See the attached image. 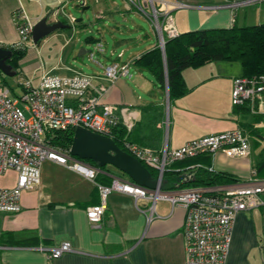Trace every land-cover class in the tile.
<instances>
[{"label": "crops", "instance_id": "0c3cea01", "mask_svg": "<svg viewBox=\"0 0 264 264\" xmlns=\"http://www.w3.org/2000/svg\"><path fill=\"white\" fill-rule=\"evenodd\" d=\"M170 1L169 9L179 33L226 28L233 24V11L227 5L234 0L222 4L205 3L211 0ZM174 2H182L186 6L178 8ZM104 17L101 13L97 19L102 21ZM235 22L237 24V16ZM152 32L141 33V38L146 39L142 44L144 50L133 52L128 59L124 58L126 52L120 51L123 57L119 60L130 62V77H120L111 82L104 77V71L88 74L94 77L95 84L108 86L102 102L117 107L120 127L125 128L126 120L133 124L129 132L125 129L124 136L160 152L166 141L168 147L174 149L192 139L239 127L250 138L249 156L228 157L223 152L204 154L183 171L200 167L227 173L237 181L245 182L255 169L260 177H264V113H246L232 104L234 79L242 75L241 64L215 61L193 68L194 71L185 69L183 74L189 92L170 102L166 90L156 84L153 74L133 64L135 58L158 45L154 28ZM3 39L6 41L0 42V46L15 43L19 39L17 29L7 26ZM122 41H116V45L122 44ZM69 42V39L63 42L64 47ZM37 67L33 68L30 76L25 75L34 86L39 85L45 73L63 76L84 73L68 60L41 74L34 72ZM21 89L24 90L23 84ZM172 103L177 115L173 120L171 118L172 123L169 120L168 128L166 120ZM171 168L170 164L167 170ZM115 170L118 169L112 165H107L106 171L99 167V173H108L112 180L115 176L130 180L128 175ZM13 177L15 179V175ZM261 198L264 201V194ZM100 201L96 181L54 161H50L47 167L42 165L40 185L23 192L21 209L0 212V264H186V211L183 207L159 200L155 218L148 223L145 212L151 204L148 200L139 199L136 202L132 195L114 191L108 197L100 224L94 225L88 219L87 209ZM263 208L264 204L237 214L226 264L264 263L260 259L264 234ZM256 210H261L262 214L256 213ZM64 241H69L75 251L51 258L47 252L38 249L40 246L52 248Z\"/></svg>", "mask_w": 264, "mask_h": 264}, {"label": "built area", "instance_id": "2783aa9c", "mask_svg": "<svg viewBox=\"0 0 264 264\" xmlns=\"http://www.w3.org/2000/svg\"><path fill=\"white\" fill-rule=\"evenodd\" d=\"M84 6L86 0H79ZM136 7L149 14L156 28L158 45L165 51L168 38L178 36L174 17L169 9L170 0H130ZM264 0H241L228 4L233 11V24L236 9ZM158 4L163 6L161 9ZM176 7L186 4L174 2ZM16 29L19 39L11 44L14 49L27 48L32 39L35 23L24 12L16 13ZM73 20V19H72ZM73 22H75L73 20ZM232 24V25H233ZM97 51L104 52L103 44L97 43ZM95 52H91V57ZM123 52L117 53L116 61L103 67L104 77L111 82L120 77H130V62L119 59ZM20 96H11L9 87L0 86V177L11 173L15 175L13 184H0V212H17L21 209L24 191L35 189L41 182V169L45 161H54L94 180L99 166L87 160L73 158L70 149H56L49 144L47 133L78 126L114 139L118 135L120 122L117 107L102 102L108 91L105 84H95L92 75L76 73L73 75L43 74L39 85L29 81L23 84ZM234 106L248 105L251 113H264V74L234 79L232 90ZM26 112L29 116H26ZM132 123L125 121L129 132ZM169 128L170 121L167 118ZM126 151L145 165L157 170L159 184L149 188L132 180L115 176L110 185L98 184L101 201L87 209L89 221L99 225L107 207L108 197L114 191L132 195L136 202L146 199L151 204L145 211L150 223L155 217L156 203L166 200L172 206H181L186 211L184 235L186 239V264H226L230 253L233 228L237 214L264 204V177L252 170L249 180L227 185H208L185 188L164 189V175L168 166L177 160L200 154L223 152L228 157H246L251 153L250 138L243 129L237 127L192 139L179 148L170 149L168 143L160 152L141 146L127 136L122 139ZM193 170L195 167L192 168ZM51 258L75 251L69 241L52 248L38 247Z\"/></svg>", "mask_w": 264, "mask_h": 264}, {"label": "rangeland", "instance_id": "374dc122", "mask_svg": "<svg viewBox=\"0 0 264 264\" xmlns=\"http://www.w3.org/2000/svg\"><path fill=\"white\" fill-rule=\"evenodd\" d=\"M83 6L79 0H0V42L7 31V26L16 29L18 19L17 12L24 11L30 19L36 23L44 17L51 21L58 20L60 16L67 18L70 28L57 30L39 44L28 42V51L20 63L18 74H0V82L5 79L11 89V96L22 94L21 85L26 80V74L30 76L33 68L38 66L34 72L41 74L53 66H61L66 60L86 74H94L103 71L100 64L108 65L117 58L121 50L126 52L125 59L133 52L143 49L142 44L145 38L141 33L152 34L155 28L149 14L151 8H146L147 13L136 7L130 0H89V4ZM228 0H211L205 3L222 4ZM18 3V5H17ZM162 9L163 6L158 4ZM56 11V12H55ZM55 12V13H53ZM105 16L104 20L97 19L98 16ZM237 24L239 26H250L264 22V3H252L236 9ZM75 22H73V20ZM78 19H81L77 22ZM60 35H62L60 37ZM93 37L99 39L103 44L104 52L97 51V43L89 42L87 39ZM64 38V39H63ZM69 39V44L64 47L63 42ZM123 40L122 44L116 45V41ZM86 50L84 53L82 52ZM91 52L95 56L91 57ZM112 52L114 54L112 55ZM64 54V57L62 58ZM62 58V59H61ZM21 70V72H20ZM17 71V70H15ZM194 71L193 68L188 70ZM37 83V82H34ZM177 115L173 103L168 108L167 118L171 121ZM26 116L29 113L26 112ZM172 123V121H171ZM257 154V153H255ZM50 160L44 162L43 167L49 165ZM116 171V170H115ZM120 173L118 170L116 171ZM14 177L11 174L0 177V184H13ZM264 210V208H263ZM261 213V210H256ZM263 247L260 248V259L264 260V234L262 233ZM264 264V263H262Z\"/></svg>", "mask_w": 264, "mask_h": 264}, {"label": "trees", "instance_id": "16d2710c", "mask_svg": "<svg viewBox=\"0 0 264 264\" xmlns=\"http://www.w3.org/2000/svg\"><path fill=\"white\" fill-rule=\"evenodd\" d=\"M64 23L70 25L67 18L59 17ZM71 27V26H70ZM68 27V28H70ZM65 28V29H68ZM89 42L97 43L99 39L89 37ZM41 42V41H40ZM11 49L13 55L8 59L18 74L20 61L26 56L27 48L14 49L12 45H1ZM215 61L239 62L242 66V75L253 77L264 74V22L239 26L234 22L226 28L199 29L180 33L178 36L168 38L165 45V53L159 45L143 52L133 60L136 66L150 71L156 79V84L163 90L169 85L170 102L184 97L189 88L184 78V70L187 68H199ZM0 74L4 73L0 70ZM0 86L8 87L6 80L0 82ZM238 110L250 113L246 106H237ZM74 128L64 130H52L47 133L49 144L56 149L69 150L74 140ZM126 131L124 127L118 129V135L114 138L116 143L124 150L122 144ZM204 154L177 160L171 164V169L166 170L163 184L164 189L185 188L208 185H227L238 179L222 172H214L204 168H196L189 172L183 168L197 162ZM98 165L92 160H87ZM147 166V165H146ZM106 167L101 169L106 171ZM153 179L158 177L156 169L147 166ZM98 184L110 185L112 178L108 173H98L95 178Z\"/></svg>", "mask_w": 264, "mask_h": 264}, {"label": "water", "instance_id": "95a60500", "mask_svg": "<svg viewBox=\"0 0 264 264\" xmlns=\"http://www.w3.org/2000/svg\"><path fill=\"white\" fill-rule=\"evenodd\" d=\"M80 20L78 19L77 22ZM68 27L70 25L60 19L51 21L48 17H44L35 23L32 40L35 44H39L42 39L55 31ZM82 52L84 53L85 50L83 49ZM12 55L13 51L11 49L0 46V70L6 75H16L13 66L8 63V59ZM166 92L168 100L170 101L168 84L166 85ZM70 152L73 158L92 160L100 168L112 165L128 175L130 180L140 185L156 188L159 184L158 180L152 178L150 169L134 155L122 149L114 139L95 133L87 128L81 126L75 128L74 140ZM166 182L167 180L164 179V183Z\"/></svg>", "mask_w": 264, "mask_h": 264}]
</instances>
